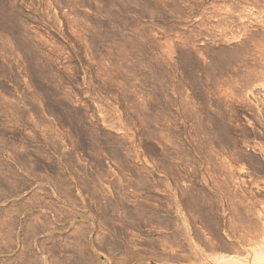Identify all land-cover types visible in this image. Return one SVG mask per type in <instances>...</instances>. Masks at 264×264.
Instances as JSON below:
<instances>
[{"label": "rangeland", "instance_id": "obj_1", "mask_svg": "<svg viewBox=\"0 0 264 264\" xmlns=\"http://www.w3.org/2000/svg\"><path fill=\"white\" fill-rule=\"evenodd\" d=\"M0 145L25 264H264V0H0Z\"/></svg>", "mask_w": 264, "mask_h": 264}, {"label": "crops", "instance_id": "obj_2", "mask_svg": "<svg viewBox=\"0 0 264 264\" xmlns=\"http://www.w3.org/2000/svg\"><path fill=\"white\" fill-rule=\"evenodd\" d=\"M7 152V146L0 145V264H25L31 243L35 246L51 233L54 224L40 215L31 217L30 177L13 166Z\"/></svg>", "mask_w": 264, "mask_h": 264}]
</instances>
